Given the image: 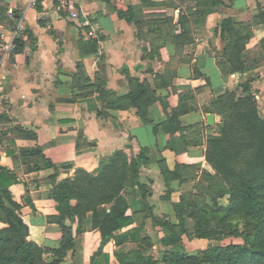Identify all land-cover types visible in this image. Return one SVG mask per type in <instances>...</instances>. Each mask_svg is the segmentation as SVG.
Returning a JSON list of instances; mask_svg holds the SVG:
<instances>
[{
    "label": "crops",
    "instance_id": "obj_1",
    "mask_svg": "<svg viewBox=\"0 0 264 264\" xmlns=\"http://www.w3.org/2000/svg\"><path fill=\"white\" fill-rule=\"evenodd\" d=\"M256 1L223 0L207 9L196 0H77L78 16L71 18L56 11L53 0H36L33 6L30 0H0L23 23L22 50L0 64V132L7 131L0 136V165L17 179L9 189L21 204L30 240L53 247L61 236L58 224L47 220L57 213L46 194L53 182L76 169L94 171L117 149L130 158L147 147L150 161L140 166L138 180L149 189V210L142 209V193L134 184L126 211L133 222L121 231L142 225L152 237L147 250L152 254L160 248L163 232L150 214L175 220L173 204L206 184L203 173H214L205 159L206 137L216 134L220 121L218 113L205 111L211 98L252 77L264 116V60L247 72L225 76L214 57L218 21L227 16L250 20ZM258 42L252 30L246 48ZM128 77L153 96L146 122L135 106L116 107L99 94L100 89L113 98L126 94ZM208 113L214 115L212 125ZM16 126L36 137H13L10 130ZM34 145L54 166L25 170L18 148ZM7 150H14V158ZM99 243V232L88 221L73 253L59 264H115V251L141 248L130 241L116 246L110 239L91 261Z\"/></svg>",
    "mask_w": 264,
    "mask_h": 264
},
{
    "label": "trees",
    "instance_id": "obj_2",
    "mask_svg": "<svg viewBox=\"0 0 264 264\" xmlns=\"http://www.w3.org/2000/svg\"><path fill=\"white\" fill-rule=\"evenodd\" d=\"M196 3L210 9L223 0H196ZM257 9L250 21H237L227 16L215 27L223 46L219 54L214 52V57L225 76L231 72H247L264 60V38L246 48L251 27L258 22L264 24V7ZM119 14L123 16L122 12ZM181 21L179 17L178 22ZM0 23L8 26L14 23L3 5H0ZM15 44L10 58L22 50L20 36L15 38ZM251 80L249 77L234 89L211 98L205 106V111L220 115L216 134L206 137L205 159L214 173H203L206 184L198 187L195 195L182 196L180 202L173 204L177 223L150 214L152 224H158L163 232L158 238L162 245L159 259L147 250L153 243L142 225L121 231L133 222V215L126 211L127 197L133 192L134 184L142 193V209L146 213L149 210L146 202L149 189L138 180V172L141 165L150 161V156L147 147H140L130 158L117 149L100 159L94 171L76 169L72 176L53 182L46 194L55 201L57 213L47 216V220L57 223L61 231L59 241L53 247L39 245L28 238V226L20 216L21 204L9 189L17 179L8 168L0 165V218L5 223L0 229V264H59L73 253L75 239L86 230L88 221L89 227L98 230L100 235L99 246L91 261L112 239L116 246L128 241L141 246L115 251V264H157L159 261L164 264H264V116L259 111ZM127 81L126 94L113 98L102 89L99 94L116 107L135 106L141 120L146 122V106L153 96L136 78L128 77ZM173 111L175 118L178 111ZM10 131L13 137H36L34 132L21 126ZM6 132H0V136ZM10 142L13 144V139ZM18 152L26 171L54 166L43 157L38 145L18 148ZM7 154L15 156L14 150H7ZM225 194L228 203L224 207H209L208 200L214 202ZM28 203L32 206L30 201ZM209 215H216L220 229L211 230L207 223ZM236 216L244 219L241 232L231 221ZM186 218L194 220L193 235L198 238L239 236L241 241L208 245L198 254H187L181 249V235L187 231ZM46 253H50L49 261L44 259Z\"/></svg>",
    "mask_w": 264,
    "mask_h": 264
},
{
    "label": "rangeland",
    "instance_id": "obj_3",
    "mask_svg": "<svg viewBox=\"0 0 264 264\" xmlns=\"http://www.w3.org/2000/svg\"><path fill=\"white\" fill-rule=\"evenodd\" d=\"M258 7H264V0H257L256 1L255 12L258 11V9H257ZM255 12L253 14H255ZM250 20H245V21H250ZM255 25H258V26L253 27V29H250L249 35L251 36L252 30H253V34L257 35L259 37V41H260L262 38H264V24L263 23L261 24V22H258V24H255ZM256 28H258V29H256ZM219 42H220L219 43L220 45L214 51L216 54H219L220 49L223 46V42L221 40ZM248 42H249V40H248ZM248 42H247V44H248ZM262 47H264V46L262 45ZM259 111L261 113L260 109H259ZM227 203H228V195L227 194L217 198L214 202L211 200H208V202H207L209 207L213 208V209H215V207L222 208ZM216 215H218V214H216ZM216 215L215 216L209 215L208 219H207V223H208L209 227L211 228V230H213V228H214V231L220 229L219 227L221 226V223H217V221H216L217 220ZM219 215H221V214H219ZM231 221H232V223L237 224V227H238L240 232L243 231L244 219L242 217H240V216L233 217ZM173 222L177 223V219L173 220ZM3 226H5V223L0 218V229ZM185 227H186L187 231H185L181 235V249L187 254H198V252L201 249L206 248L208 245H223V244H226L229 240L234 241V242H240L241 241V238L239 236H230V237L227 236L225 238H214V237L198 238V237L193 235L194 220L192 218H186ZM214 235H217V233H215ZM150 238H152V237H150ZM161 248H162V245H160V248H156L155 250L151 251L152 255L159 259ZM67 256H66V258L68 259ZM44 259L46 261H49L50 260V253L44 254ZM116 262H117V260H116ZM157 264H164V263L159 261Z\"/></svg>",
    "mask_w": 264,
    "mask_h": 264
},
{
    "label": "built area",
    "instance_id": "obj_4",
    "mask_svg": "<svg viewBox=\"0 0 264 264\" xmlns=\"http://www.w3.org/2000/svg\"><path fill=\"white\" fill-rule=\"evenodd\" d=\"M54 8L58 12H62L71 18L78 16L77 12V0H53ZM36 0H30V5H35ZM9 19L14 20V23L6 28L0 23V64L1 62L10 57L14 53L16 47L15 38L20 36V31L23 29V23L21 19H16L12 10L7 11ZM89 36H94L93 31L87 32ZM238 75L237 73L235 74Z\"/></svg>",
    "mask_w": 264,
    "mask_h": 264
},
{
    "label": "water",
    "instance_id": "obj_5",
    "mask_svg": "<svg viewBox=\"0 0 264 264\" xmlns=\"http://www.w3.org/2000/svg\"><path fill=\"white\" fill-rule=\"evenodd\" d=\"M206 119H207V123L209 125H212L213 124V121H214V115L212 113H208L206 115Z\"/></svg>",
    "mask_w": 264,
    "mask_h": 264
}]
</instances>
